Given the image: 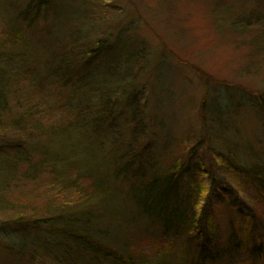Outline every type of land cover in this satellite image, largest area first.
I'll list each match as a JSON object with an SVG mask.
<instances>
[{"label": "rangeland", "instance_id": "1", "mask_svg": "<svg viewBox=\"0 0 264 264\" xmlns=\"http://www.w3.org/2000/svg\"><path fill=\"white\" fill-rule=\"evenodd\" d=\"M46 146L71 163L96 152L105 171L128 153L161 173L186 165L206 191L196 216L224 237L260 224L262 196L236 175L264 176V0H0V264H55L2 248L18 242L6 225L18 203L27 215L64 207L52 167L32 170ZM126 195L115 204L135 218L121 225L128 247L165 243ZM154 207L171 214L169 201Z\"/></svg>", "mask_w": 264, "mask_h": 264}, {"label": "trees", "instance_id": "2", "mask_svg": "<svg viewBox=\"0 0 264 264\" xmlns=\"http://www.w3.org/2000/svg\"><path fill=\"white\" fill-rule=\"evenodd\" d=\"M57 127L56 135L67 132L66 127ZM44 152L50 155L47 146ZM129 154L123 156L119 168L108 171L96 152H88L85 159L72 163L68 156L52 154L33 165L35 177L45 172L42 168L47 164L52 167L55 177L49 188L55 197H66L60 201L64 207H59L56 217L48 216V209L42 215H27L24 205L18 203L16 214L6 224H14L18 242L2 248L20 260L27 256L35 260L41 253L55 264H264V219L260 224L253 219L244 230L232 227L224 237L207 216H196L206 191L197 183L196 175L184 176L186 165L178 163L161 173L156 165L143 164L138 155ZM61 164L82 174L73 180L65 178ZM236 176L246 182L241 183L243 186L254 187L264 201V176L246 168ZM4 182L0 192L9 187V182ZM124 193L127 200L135 202L141 217L160 229L157 236L152 234L153 241L158 238L165 243L154 248L148 245L152 240L142 237L139 251L128 247L125 240L129 236L124 235L121 225L124 220L130 226L135 218H124L125 210L115 204L117 196ZM153 195L162 199H152ZM164 201H169L171 214L155 212L154 206ZM69 204H73L72 209H68ZM166 216H172V221ZM119 237L120 247L116 243ZM180 241L183 246L177 249Z\"/></svg>", "mask_w": 264, "mask_h": 264}]
</instances>
